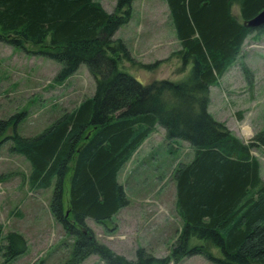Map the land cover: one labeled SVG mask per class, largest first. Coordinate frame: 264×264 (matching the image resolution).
Wrapping results in <instances>:
<instances>
[{"label": "trees", "instance_id": "trees-1", "mask_svg": "<svg viewBox=\"0 0 264 264\" xmlns=\"http://www.w3.org/2000/svg\"><path fill=\"white\" fill-rule=\"evenodd\" d=\"M165 1L179 57L191 65L188 77L177 82L146 81L128 72L130 63L151 67L135 61L125 40L114 37L129 18L132 0H117L111 12L96 0H0V40L29 43L32 52L59 62L57 79L80 64L95 78L91 96L35 135L17 132L19 113L0 118V146L10 140V151L28 161L29 187L52 186L50 210L74 239L63 264H80L93 254L106 264H167L192 255L214 264H264V179L252 153L264 146V126L244 142L207 111L209 86L237 59L246 36L264 30L244 24L264 0ZM234 2L242 22L232 11ZM124 7V15L118 14ZM244 69L250 81L251 70ZM157 125L170 145L185 141L192 151L172 173L184 223L170 256L140 247L129 260L99 242L86 222L104 224L129 204L119 171ZM193 238L200 243L190 245ZM5 241L0 229L3 264L25 249L16 231Z\"/></svg>", "mask_w": 264, "mask_h": 264}, {"label": "rangeland", "instance_id": "rangeland-1", "mask_svg": "<svg viewBox=\"0 0 264 264\" xmlns=\"http://www.w3.org/2000/svg\"><path fill=\"white\" fill-rule=\"evenodd\" d=\"M96 1L108 12L117 5V0ZM231 7L242 22L237 2ZM124 9H119L118 14L124 15ZM114 37L125 40L135 61L151 65L142 68L130 63L128 72L136 78L177 82L188 77L191 65L179 57L181 44L165 0H132L129 18ZM24 45L18 47L0 40V118L23 115L17 132L31 136L41 132L63 110H71L91 96L96 83L85 64L57 79L61 64L32 52L33 45ZM244 65L251 70L250 81ZM207 111L244 142L264 126V30H254L246 36L237 59L217 83L209 86ZM10 145L8 140L0 146L1 242H6L8 232L16 231L24 238L25 249L5 264H63L74 239L50 210L52 186L32 190L27 182L28 161L11 152ZM191 152L185 141L170 145L164 129L155 126L119 171L118 179L129 204L104 224L87 219L96 239L129 260L136 258L140 247L156 257L170 256L184 223L176 204L172 173L179 162L189 160ZM252 153L260 162L264 179V146L254 147ZM197 243L196 238L190 240V245ZM213 251L220 254L218 249ZM80 264L106 263L93 254ZM167 264L214 263L192 255L170 258Z\"/></svg>", "mask_w": 264, "mask_h": 264}, {"label": "water", "instance_id": "water-1", "mask_svg": "<svg viewBox=\"0 0 264 264\" xmlns=\"http://www.w3.org/2000/svg\"><path fill=\"white\" fill-rule=\"evenodd\" d=\"M244 24L250 27L264 26V8L255 16L245 20Z\"/></svg>", "mask_w": 264, "mask_h": 264}]
</instances>
